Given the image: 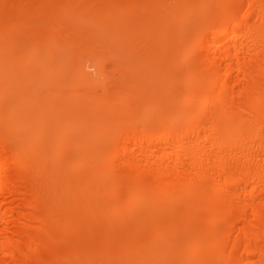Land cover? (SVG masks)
<instances>
[{
	"label": "bare ground",
	"instance_id": "bare-ground-1",
	"mask_svg": "<svg viewBox=\"0 0 264 264\" xmlns=\"http://www.w3.org/2000/svg\"><path fill=\"white\" fill-rule=\"evenodd\" d=\"M0 264H264V0H0Z\"/></svg>",
	"mask_w": 264,
	"mask_h": 264
},
{
	"label": "rangeland",
	"instance_id": "rangeland-1",
	"mask_svg": "<svg viewBox=\"0 0 264 264\" xmlns=\"http://www.w3.org/2000/svg\"><path fill=\"white\" fill-rule=\"evenodd\" d=\"M127 7L129 10H135L138 8H142L139 5L136 6L135 3H133V2H130ZM143 10H145V12L147 11V9H144V8H143ZM126 40L128 41V45H131L133 47V41L131 40V37H128ZM153 52H155L154 47L151 45V42H148V40H147V43L145 41L143 44H140L139 47H137V49L133 50V55L135 57L140 56L139 59H141V57L145 58L147 56L148 57L151 56L153 54ZM63 58L66 59L65 55L63 56ZM76 65L79 66L78 63ZM77 66H75L76 67L75 71L78 68ZM112 68H113V66L111 65L110 69H112ZM90 71H93V69L91 68ZM69 74L76 76V73L74 71H70Z\"/></svg>",
	"mask_w": 264,
	"mask_h": 264
}]
</instances>
